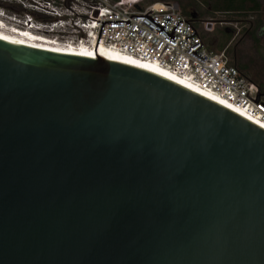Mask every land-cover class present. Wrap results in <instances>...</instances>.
Wrapping results in <instances>:
<instances>
[{
    "label": "water",
    "instance_id": "95a60500",
    "mask_svg": "<svg viewBox=\"0 0 264 264\" xmlns=\"http://www.w3.org/2000/svg\"><path fill=\"white\" fill-rule=\"evenodd\" d=\"M131 17L172 40L181 21ZM0 264H264V128L142 68L0 34Z\"/></svg>",
    "mask_w": 264,
    "mask_h": 264
},
{
    "label": "built area",
    "instance_id": "2783aa9c",
    "mask_svg": "<svg viewBox=\"0 0 264 264\" xmlns=\"http://www.w3.org/2000/svg\"><path fill=\"white\" fill-rule=\"evenodd\" d=\"M139 0H62L54 5L43 0L47 20L31 25L62 43L94 46L96 43L125 53L142 62H152L184 77L191 86L215 95L264 125V91L230 60L226 49L213 51L202 38L195 19L181 13L175 0L138 5ZM150 10L152 12L148 13ZM150 16L170 34L146 18ZM130 18V19H129ZM126 23H104L122 20ZM190 25H188L185 21ZM98 40V42H97Z\"/></svg>",
    "mask_w": 264,
    "mask_h": 264
},
{
    "label": "rangeland",
    "instance_id": "374dc122",
    "mask_svg": "<svg viewBox=\"0 0 264 264\" xmlns=\"http://www.w3.org/2000/svg\"><path fill=\"white\" fill-rule=\"evenodd\" d=\"M52 4L58 5L62 0H50ZM68 1V0H67ZM75 1V0H73ZM80 4L84 0H77ZM160 0H139L138 5L144 7L149 3ZM178 2L180 11L182 12L181 2H186L188 5L186 10L196 15L195 20L202 35L203 40L213 51H218L215 48L217 42L221 39V32L230 33L229 42L223 49L233 62L234 55L247 68L244 69V74L247 75L255 83H260L264 87V0H259L261 8L258 12L250 9L240 11H215L211 8L212 4L217 1L222 4V0H175ZM0 22L7 28H15L21 32L42 38L45 35L44 29L32 26L28 28L24 25L25 20H31L34 23L41 22L37 19L36 13L46 15L43 0H0ZM199 7H193L194 5ZM251 2H246V6H251ZM7 7L8 9L4 8ZM27 8L33 12V15H22L14 13L11 9L21 11ZM47 16V15H46ZM190 17V16H189ZM0 23V24H1ZM259 25L256 27V24ZM24 27L27 29L23 30ZM256 28L254 32L257 38L254 41L246 29Z\"/></svg>",
    "mask_w": 264,
    "mask_h": 264
},
{
    "label": "bare ground",
    "instance_id": "6f19581e",
    "mask_svg": "<svg viewBox=\"0 0 264 264\" xmlns=\"http://www.w3.org/2000/svg\"><path fill=\"white\" fill-rule=\"evenodd\" d=\"M1 23V22H0ZM32 27V25H30ZM29 27V28H30ZM27 29L24 27L23 30ZM29 33V32H28ZM25 32H21L15 28H7L3 23L0 24V34L13 37L16 39L28 41L31 43L39 44L42 46L54 48L57 50L69 52V53H76V54H84V55H92L93 57H96V55H100L121 63H125L128 65H132L138 68H142L144 70L150 71L152 73H155L157 75L163 76L177 84H180L183 87L188 88L189 90L207 98L210 99L218 104H221L230 110L240 114L241 116L247 118L248 120L252 121L253 123L257 124L258 126L264 128V125L261 124L260 122L256 121L252 117L248 116L246 113H244L242 110L232 106L230 103H227L223 101L220 98H217L215 95L208 93L206 91H203L199 88L193 87L190 85V83L182 76H179L173 72H170L168 70H165L161 68L160 66L156 65L155 63L152 62H142L140 60H137L134 57H131L125 53L118 52L114 49L108 48L104 46L103 44H96L94 46H87L84 43L82 44H72V43H62L58 41L57 39H53L52 37L48 35H42L43 37H36L33 35H30ZM96 46V49H95ZM96 52V53H95Z\"/></svg>",
    "mask_w": 264,
    "mask_h": 264
},
{
    "label": "trees",
    "instance_id": "16d2710c",
    "mask_svg": "<svg viewBox=\"0 0 264 264\" xmlns=\"http://www.w3.org/2000/svg\"><path fill=\"white\" fill-rule=\"evenodd\" d=\"M251 2L252 5L251 6H246V2ZM66 2H68L66 0ZM187 3L186 2H181V6H182V12L183 14L186 16V17H189L192 13L188 12L186 10V7H187ZM0 7H2V4H0ZM193 7H199V5H194ZM6 9H8L7 7H4ZM211 8L215 11H240V10H245V9H250V10H253L255 12H258L261 8V3L259 0H222V4H219L217 1H215ZM14 13H18V14H26V15H33V12L30 10V9H27V8H24L22 9L21 11H16V10H13L11 9ZM38 16H37V19L40 20V21H44V20H47L48 19V16L42 14V13H36ZM259 25L256 24V27ZM256 31V28H249V29H246V32L249 34V36L254 40L256 41L257 38L255 37L254 35V32ZM229 39H230V33L228 32H221V39L217 42V44L215 45V48L219 51V50H222L226 44L229 42ZM240 61L238 59H236V56L234 55L233 57V64L241 71L243 72L245 68H247L245 66V64L243 63H239ZM244 73V72H243ZM253 81V80H252ZM259 88L261 89V91H264V87L260 84V83H256Z\"/></svg>",
    "mask_w": 264,
    "mask_h": 264
},
{
    "label": "clouds",
    "instance_id": "9594fccd",
    "mask_svg": "<svg viewBox=\"0 0 264 264\" xmlns=\"http://www.w3.org/2000/svg\"><path fill=\"white\" fill-rule=\"evenodd\" d=\"M30 24H31V22H30ZM29 28V27H28Z\"/></svg>",
    "mask_w": 264,
    "mask_h": 264
}]
</instances>
